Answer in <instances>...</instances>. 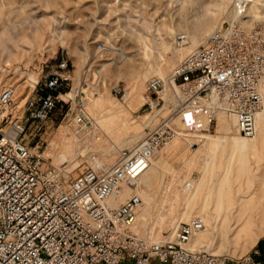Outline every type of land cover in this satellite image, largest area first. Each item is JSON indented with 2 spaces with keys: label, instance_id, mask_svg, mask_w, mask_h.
<instances>
[{
  "label": "rangeland",
  "instance_id": "374dc122",
  "mask_svg": "<svg viewBox=\"0 0 264 264\" xmlns=\"http://www.w3.org/2000/svg\"><path fill=\"white\" fill-rule=\"evenodd\" d=\"M239 1L245 0H0V91L5 85L16 87L14 115L57 69L61 58L69 63L71 79L63 86L56 107L39 124L40 129L29 134L31 127L27 133L29 146L41 154L42 168L67 181L99 157L113 162L119 149L139 141L147 126L171 116L179 133L154 156L158 171H150V191L155 199L146 220L139 219V226L148 234L169 237L173 221L202 216L201 206L213 187L203 216L207 230L192 240L205 235L213 245L204 247L213 253L259 258L263 253L258 247L260 240L264 248V113L256 121V134L247 137L248 157L242 163L240 150L231 142V137L240 133L230 113L224 110L231 130L219 127L213 109L206 130L201 124L182 121L184 110L171 115L167 105L151 111L145 103L147 80L155 75L167 77L214 29L237 18ZM246 1L247 16L243 19L264 23V0ZM251 6L260 17L253 16ZM200 31L202 40L194 42L193 35ZM179 33L188 35L187 43H177ZM115 86L122 90L120 94L114 91ZM260 91L259 110H264V73ZM200 108L204 107L187 109ZM78 112L85 116L81 124L74 120ZM3 113L0 109V115ZM208 133L226 141L214 146L215 138ZM223 175L228 176L233 192L240 189L245 196L228 207L229 194L225 193L219 210L216 192ZM202 177H206L203 188L192 196ZM184 211L191 213L187 220L181 219ZM252 214L257 217L254 224L243 226L242 220L231 225L232 216L244 219ZM211 215L216 222L211 221ZM256 230L260 233L254 242Z\"/></svg>",
  "mask_w": 264,
  "mask_h": 264
},
{
  "label": "built area",
  "instance_id": "2783aa9c",
  "mask_svg": "<svg viewBox=\"0 0 264 264\" xmlns=\"http://www.w3.org/2000/svg\"><path fill=\"white\" fill-rule=\"evenodd\" d=\"M247 5L246 0L236 3L237 18L214 29L167 77L147 80L145 103L151 111L167 105L174 115L212 105L235 116L240 134H256L264 23L243 19ZM176 39L184 44L188 35L179 33ZM70 79L63 57L16 115V87L5 85L0 91V109L5 110L0 115V264H264L252 254L230 258L190 247L206 228L201 215L178 222L171 236L160 241L134 230L144 201L141 176L179 133L171 116L147 126L141 139L120 148L111 163L97 158L67 181L44 170L27 133L49 118ZM114 91L122 92L118 86ZM74 120L81 124L85 116L78 112Z\"/></svg>",
  "mask_w": 264,
  "mask_h": 264
},
{
  "label": "bare ground",
  "instance_id": "6f19581e",
  "mask_svg": "<svg viewBox=\"0 0 264 264\" xmlns=\"http://www.w3.org/2000/svg\"><path fill=\"white\" fill-rule=\"evenodd\" d=\"M250 1V0H249ZM250 11L253 13V16H255V17H260V15L256 12V10H255V8H254V6H251L250 7ZM263 16V15H262ZM202 38H203V33H202V31H200V32H196L194 35H193V41L194 42H200L201 40H202ZM207 38V37H206ZM104 65V64H103ZM105 66V65H104ZM204 108H200V109H186V110H184L181 114H180V119L182 120V121H184V122H188V123H195V124H201V125H203V126H205V128H206V130L207 129H209V127H210V123H211V118H212V112H213V110H215L216 112H217V119H218V122H219V127L220 128H227V129H229V130H231V128L229 127V125H230V120H229V118L225 115V113L226 112H224V110H220V109H214L213 107H212V105H205V106H203ZM213 109V110H212ZM263 113H264V110L262 109V110H259L258 111V113L256 114V121L257 120H259V119H261V118H263ZM231 120H232V122L233 123H236V119H235V116H231ZM260 122V121H259ZM209 137H214L215 138V140H213V144H214V146H217V145H219L221 142H225L226 140L223 138V137H216V136H214V134H212V133H208L207 134ZM137 136V135H136ZM135 136V137H136ZM134 137V138H135ZM231 142H232V145L234 146V147H236L237 149H239L240 151H239V154H240V157H239V159H240V161L242 162V163H245V161L247 160V150H248V148H249V146H250V143H249V138H247V136H244V135H242V134H237V135H234V136H232L231 137ZM128 143V142H127ZM125 144V143H124ZM129 144V143H128ZM220 146V145H219ZM218 146V147H219ZM112 147V146H111ZM115 147H117V146H115ZM114 149V148H113ZM110 151V150H109ZM109 151H107V152H109ZM105 153H106V151H105ZM104 153V154H105ZM215 152L213 151L212 152V154L215 156V154H214ZM213 155H212V157H213ZM211 157V158H212ZM100 158V157H99ZM209 158V157H208ZM229 159V158H228ZM101 160H103V159H101ZM107 160V162H112V160L111 159H109V160H111V161H108V159H106ZM209 160H210V158H209ZM104 161V160H103ZM91 162V161H90ZM208 162V161H207ZM210 162V161H209ZM208 162V163H209ZM206 163V162H205ZM160 167V166H159ZM151 170H155V171H158V166H157V164H156V160L154 159V157H153V159H152V162H151V164L149 165V167L148 168H146L145 169V171H144V173L142 174V176H141V179H140V183H141V186L142 187H146L145 189H141V191H142V196H143V199H144V201H143V204H142V206H141V209H140V211H139V214H138V218H137V221H136V223L134 224V230L140 235V236H143V237H145V238H149V239H151V240H158V241H160V240H164V239H166L167 237H161V236H159V235H154L153 233H150V234H148L147 232H146V229H143V227H140L139 226V219L141 220H143V221H145L146 220V218H147V216L150 214V209H151V206L153 205V201H154V199H155V197H154V194L150 191V185L152 184V182H151ZM205 173V172H204ZM226 173V172H225ZM204 176V175H203ZM224 176V175H223ZM205 180H206V177H202L201 179H200V182H198V183H196L195 184V192H194V194L192 195V196H194L195 194H196V192L198 191V189H201V188H203L202 187V185H203V183L205 182ZM218 185H219V187L217 188V192H216V196H217V203H216V206L218 207V209L219 210H221V208H222V206H223V204H224V198H225V193H227V194H229V197H228V204H227V206L229 207V206H231V205H235L237 202H241L242 201V195L243 196H245L244 194H243V191L242 190H240V189H238L236 192H233L231 189H230V187L228 186V176H224L223 177V179H221L219 182H218ZM204 186V185H203ZM148 188V189H147ZM147 189V190H146ZM149 190V191H148ZM213 191H214V188L213 187H210V191L208 192V197H206V200L204 201V203H203V205L201 206V209H200V214H202V216H204V214H205V212H207V207H208V199L210 198V194H213ZM125 195V194H124ZM122 197H123V195H122ZM189 200H191L190 198H189ZM247 202V201H246ZM245 201L244 202H242V204L243 205H247V203H246ZM188 204H190V203H188ZM187 204V205H188ZM186 205V206H187ZM244 206V207H245ZM186 210V209H185ZM209 212V211H208ZM219 212V211H218ZM233 212V209H231L230 210V212L229 213H232ZM220 214V213H219ZM190 215H191V213H188L187 211H184L183 213H182V216H181V219H183V218H187V219H189V217H190ZM207 215H208V213H207ZM217 216H219V215H217ZM227 218L228 217V213H226V215L224 216V218ZM257 217H256V215L255 214H252V215H250L248 218L246 217V218H244L243 219V217H237V218H235L234 216H232V220H233V223L231 224L232 226L236 223V224H238L240 221H242L243 220V226L244 225H246V224H248L249 222L250 223H252V224H254L255 223V221L257 220L256 219ZM186 219V220H187ZM206 219V218H205ZM210 219H211V221L212 222H216V217L215 216H213V215H211V217H210ZM226 220H224V222H225ZM177 222H179V221H177ZM171 224H173V226H174V228H175V226H176V222L175 221H173V223H171ZM206 224H207V219H206ZM212 225V224H211ZM172 226V227H173ZM228 227H230V226H228ZM173 228V229H174ZM230 229H231V227H230ZM205 230H207V226H206V228L204 229V230H202V231H200V233L202 232L203 233V231H205ZM215 230V229H214ZM240 231V229L238 230V232ZM173 232V231H172ZM259 231L258 230H256L255 232H254V234H253V241L254 242H256L257 241V239L259 238ZM148 234V235H147ZM172 234V233H171ZM213 234V236H214V233H212ZM171 236V235H170ZM209 236V235H208ZM193 239V238H192ZM191 239V241L188 243V245L190 246V247H192V248H194V247H199V246H202V247H204L205 245L207 246V247H211L212 245H211V243L207 240V238L205 237V235H200V236H197L196 238H194V240H192ZM213 239V238H212ZM213 242V241H212ZM206 248V247H205ZM207 249V248H206ZM211 249V248H210ZM218 251V250H217Z\"/></svg>",
  "mask_w": 264,
  "mask_h": 264
},
{
  "label": "trees",
  "instance_id": "16d2710c",
  "mask_svg": "<svg viewBox=\"0 0 264 264\" xmlns=\"http://www.w3.org/2000/svg\"><path fill=\"white\" fill-rule=\"evenodd\" d=\"M258 247L262 248V251H263L262 255L259 256V258H261L264 261V248L262 247V240L259 241Z\"/></svg>",
  "mask_w": 264,
  "mask_h": 264
}]
</instances>
